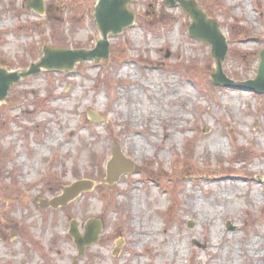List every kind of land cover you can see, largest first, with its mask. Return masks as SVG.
<instances>
[{
	"label": "rangeland",
	"instance_id": "obj_1",
	"mask_svg": "<svg viewBox=\"0 0 264 264\" xmlns=\"http://www.w3.org/2000/svg\"><path fill=\"white\" fill-rule=\"evenodd\" d=\"M27 1L0 0V68L25 70L44 46L95 47V0H45L49 18ZM194 1L227 39L223 73L252 80L264 0ZM128 11L106 62L40 72L0 105V264H264V95L211 83L210 48L179 8ZM116 146L135 167L108 187ZM77 180L96 188L57 210L35 202ZM88 220L103 230L79 256L69 223L82 235Z\"/></svg>",
	"mask_w": 264,
	"mask_h": 264
},
{
	"label": "water",
	"instance_id": "obj_2",
	"mask_svg": "<svg viewBox=\"0 0 264 264\" xmlns=\"http://www.w3.org/2000/svg\"><path fill=\"white\" fill-rule=\"evenodd\" d=\"M131 1L96 0L92 16L99 33V40L94 49L67 50L44 46L42 56L28 69L8 72L5 68H0V104L4 102L12 85L38 75L42 71L70 73L77 64L86 61H92L96 65L107 61L110 47L108 37H116L134 24L135 16L128 11V5ZM161 2L170 8H179L189 20L188 36L200 44L210 47V57L214 64L210 72V80L215 86L264 95V48L258 54L259 64L256 76L252 80L244 82L233 81L223 73L222 68L227 56L228 45L218 23L199 9L194 0H161ZM27 8L39 14L43 13L42 0L30 1ZM88 116L93 121H101V118L94 117L91 113H88ZM133 171V163L123 156L119 146H117L113 149L111 158L106 164L105 178L101 184L112 186L118 182L121 176L131 174ZM94 187L95 184L92 181L79 180L69 186L61 187L60 195L50 200L36 199V201L40 202V208L57 210L66 207L82 193L92 191ZM188 227H192L191 223ZM101 231L102 221L100 220H88L84 225L82 235L78 231L77 223L75 221L70 223L68 234L73 238L79 256L83 255L85 247H89L98 241Z\"/></svg>",
	"mask_w": 264,
	"mask_h": 264
},
{
	"label": "flooded vegetation",
	"instance_id": "obj_3",
	"mask_svg": "<svg viewBox=\"0 0 264 264\" xmlns=\"http://www.w3.org/2000/svg\"><path fill=\"white\" fill-rule=\"evenodd\" d=\"M53 12H54L53 7H50V5H47L45 3V0H43V15H40V16L49 18L53 14Z\"/></svg>",
	"mask_w": 264,
	"mask_h": 264
},
{
	"label": "trees",
	"instance_id": "obj_4",
	"mask_svg": "<svg viewBox=\"0 0 264 264\" xmlns=\"http://www.w3.org/2000/svg\"><path fill=\"white\" fill-rule=\"evenodd\" d=\"M86 1H89V0H86ZM233 40H235V39H233Z\"/></svg>",
	"mask_w": 264,
	"mask_h": 264
},
{
	"label": "bare ground",
	"instance_id": "obj_5",
	"mask_svg": "<svg viewBox=\"0 0 264 264\" xmlns=\"http://www.w3.org/2000/svg\"><path fill=\"white\" fill-rule=\"evenodd\" d=\"M224 257V256H223ZM224 259H225V257H224Z\"/></svg>",
	"mask_w": 264,
	"mask_h": 264
}]
</instances>
